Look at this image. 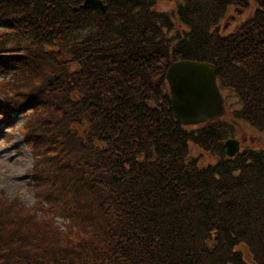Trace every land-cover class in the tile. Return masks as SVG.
<instances>
[{
    "label": "trees",
    "instance_id": "16d2710c",
    "mask_svg": "<svg viewBox=\"0 0 264 264\" xmlns=\"http://www.w3.org/2000/svg\"><path fill=\"white\" fill-rule=\"evenodd\" d=\"M84 1L0 0V116L26 115L36 161V204L0 194V264H248L240 243L264 264V148L225 147L242 121L264 131V0ZM183 59L216 66L231 122L174 117Z\"/></svg>",
    "mask_w": 264,
    "mask_h": 264
},
{
    "label": "rangeland",
    "instance_id": "374dc122",
    "mask_svg": "<svg viewBox=\"0 0 264 264\" xmlns=\"http://www.w3.org/2000/svg\"><path fill=\"white\" fill-rule=\"evenodd\" d=\"M182 0H158L157 8L164 11H173ZM255 2L251 1L248 7H230L227 17L223 19L221 26L223 32L233 31L238 25L248 19L253 13ZM222 94L226 98V111L223 114L225 122H231L232 111L239 107L237 95L230 89H222ZM16 120L10 124L3 121L0 116V194L11 199H18L28 204H36V196L33 190L32 171L36 163L33 157V149L25 143L23 137V122L25 114H16ZM196 126V125H194ZM235 132L230 134L232 138L237 137L243 146H253L264 148V131L255 129L246 121H242L235 127ZM192 154L207 165L216 161V157L195 144L190 145ZM51 154H40V160ZM58 222L62 218L56 216ZM238 249L242 252L248 264H255L253 255L249 247L240 243Z\"/></svg>",
    "mask_w": 264,
    "mask_h": 264
},
{
    "label": "water",
    "instance_id": "95a60500",
    "mask_svg": "<svg viewBox=\"0 0 264 264\" xmlns=\"http://www.w3.org/2000/svg\"><path fill=\"white\" fill-rule=\"evenodd\" d=\"M84 7H103L102 0H85ZM174 117L183 124H196L218 118L225 109L224 98L213 63L179 60L166 72ZM227 154L234 156L240 149L237 139L225 142Z\"/></svg>",
    "mask_w": 264,
    "mask_h": 264
},
{
    "label": "flooded vegetation",
    "instance_id": "af4514ba",
    "mask_svg": "<svg viewBox=\"0 0 264 264\" xmlns=\"http://www.w3.org/2000/svg\"><path fill=\"white\" fill-rule=\"evenodd\" d=\"M242 148V147H241Z\"/></svg>",
    "mask_w": 264,
    "mask_h": 264
}]
</instances>
